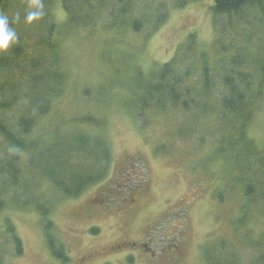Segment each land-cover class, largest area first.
Returning a JSON list of instances; mask_svg holds the SVG:
<instances>
[{
    "label": "rangeland",
    "instance_id": "rangeland-1",
    "mask_svg": "<svg viewBox=\"0 0 264 264\" xmlns=\"http://www.w3.org/2000/svg\"><path fill=\"white\" fill-rule=\"evenodd\" d=\"M185 1L135 0V14L143 21V28L135 32L116 19L121 5L117 0L101 1V5L98 0L96 6L88 7L90 13L82 7L78 22L71 24L60 0H54L61 77L49 69L53 60L39 41L38 24L41 21L44 34L50 19L26 24V0H7L2 6L0 13L10 19L17 13L21 16L13 25L17 43L0 55L11 63L7 70H0V84L6 85V96L12 95L14 91H8L12 88L18 98L4 113L5 123L17 130L21 115H36L35 101L31 104L27 99L32 97L31 65L40 59L41 72H46L42 87H57V91L50 96L53 100L46 113L36 117L32 137L52 142L75 132L89 136L92 153L81 154L84 159L78 163V156L74 157L68 167L83 180L94 182L78 198L58 192L47 178L37 186L30 174L52 169L55 150L51 146L49 153L46 148L43 165L35 166L23 155L18 164L29 171L30 187L11 189V204L0 212L5 264H259L258 257L264 253V174L260 164L247 173L242 161L238 168L228 163L237 161L233 156L243 152L245 145L235 152L226 147L228 134L234 133L220 116V100L212 99L210 114L161 107L156 99H150L148 106L141 102L145 86L175 55L181 67H192L189 86L200 74L202 51L210 57L214 75L220 68L223 56L214 46L227 40L216 37L223 31L220 24L230 25L213 18L211 0ZM241 30V39L230 40H240L242 64L250 68L257 85L256 64L264 59V33ZM192 33L196 35L193 50L187 51ZM18 48L23 50L19 57ZM215 87L220 88L219 83ZM191 95L196 99L194 92ZM252 116L243 131L264 150V96L253 104ZM2 141L1 160L5 158ZM224 147L228 155L223 156ZM246 185H254V192L248 195ZM13 196H19L18 200ZM7 226L21 239V255L16 254ZM129 240L148 242L155 257L139 250L128 252L127 246L112 248ZM113 251L116 254L111 255Z\"/></svg>",
    "mask_w": 264,
    "mask_h": 264
},
{
    "label": "trees",
    "instance_id": "trees-1",
    "mask_svg": "<svg viewBox=\"0 0 264 264\" xmlns=\"http://www.w3.org/2000/svg\"><path fill=\"white\" fill-rule=\"evenodd\" d=\"M6 1L7 0H0V10ZM96 1L98 0H60V3L63 11L67 14V18H70L71 21H69L71 24L72 22H78L79 12H81L80 10L82 7L85 9H88V7L92 8V6L97 5ZM101 1H103L104 4L107 0H99V5L102 4ZM117 1L121 5H119L115 12V15L117 14L116 19L119 17L120 20L123 21L122 26L125 29L139 32L143 28V21L140 15L135 14V0ZM178 1L182 3L183 0ZM186 1L184 4H186ZM211 1L213 18L217 21H224L223 23H228L230 25L228 26L226 24L225 26L224 24H220L223 31L216 37V40L219 41H222L223 38L227 40V42H221L214 46L217 47V51L223 56L220 68L218 71L216 70L217 74L214 75L215 72L210 69V57H207V52L202 51L200 54L202 60L199 70L200 74L197 75L196 80L189 86L188 83L190 80L188 78L192 67L188 66L187 69H185V66L181 67L182 63H179L181 60L175 55L169 62L160 67L161 69L154 80H152L149 85L147 84V86H145L142 97L144 99H142L141 102L144 106H148L150 104V99H156L161 107L169 105L179 106L184 112L190 113L194 109L201 112V114H210L213 111V107L210 106L212 99L217 98L220 100V116L227 120V127L232 125V129H230L229 132L232 131L234 133V135L232 133L228 134L226 147L228 150L230 149L231 152H235L240 148V145H245L243 152L233 156L237 161L229 159L228 163L231 165L232 163H235V167L238 168L239 161H242L244 167L243 171H247V173L252 171L254 165L260 164L261 172L264 174V150H259L254 144H252L246 133L243 131L246 123L252 120L253 104L264 96V59H260L256 64L257 69L259 67L260 78L258 79L259 82L257 85H255V76L250 73L251 71L249 67L242 64L241 52L240 49L238 50L240 40H230V37L239 39L241 37V29H246L248 31L252 30L253 35H259V32L264 33V0ZM42 2L44 4V11H46L43 18H46V20L49 18L51 23L45 25V31L44 34H42V23L40 21L37 27L39 28V41L44 51L50 53V60H53L49 69L53 70L57 76L60 75L61 77L63 71L58 68L59 55L55 49V40H58V37L57 25L54 22L52 14V4H54V0H42ZM89 9L88 12L90 13ZM98 10H101V7H98ZM81 16H83V13H81ZM83 17H87V14ZM261 26L262 28L260 29ZM255 27H258V29L255 30ZM225 33L228 35L225 36ZM195 36L194 33L189 35L190 43L185 50H193L192 42L196 39ZM21 49L22 48H18L16 51L17 57L23 55V50ZM184 55H186L185 51L184 54H182L181 59H183ZM243 55L246 56L247 54L245 55L243 53ZM8 61L9 59L5 57L0 59L1 71H5L7 70L6 68L11 66V63L8 64ZM41 65L42 61L40 59L33 60L31 65L32 75H30L31 77L29 78V82L32 86V97L29 96V99L27 100H30L31 104L35 101L36 115L34 113L31 114L32 112L21 115L18 120L17 130L8 126L5 123V117L3 116L5 112L10 111V109L14 107L18 99L17 93L10 88L8 91L14 92L12 95L6 96V85H4V83L0 84V138L1 141L3 139L2 145L5 144L3 152L5 153V158L12 151H15V154L8 161L4 160L5 158L2 160L0 158V179L3 177V182L0 184V212L9 208L11 204V200L8 197V192L11 189L20 186V189L26 191L28 187H30L27 179L29 171L23 170L22 166L18 164L23 155L30 158L35 166L43 165L46 164L42 163L43 159L46 157L44 154L46 148H48L47 150L49 153L51 151V146H53V149L55 150V153L54 151L52 152L54 153L53 155H49H52L51 162H53L54 165L52 169H39L35 170L33 175L32 173L30 174V179H32L37 186L41 184L43 179L47 178L50 179V183H53L58 192L78 198L85 193L86 188L93 182V180H83V177H81L79 173H72L71 169L68 167L71 159L73 160L74 157L78 156V163L79 160L84 159L86 153H92L88 149L89 144H91V141L88 138L89 136L75 132L65 136V139L63 140L61 139L59 141L57 138L52 142L47 137L40 136L38 139H33L32 137L36 117L42 116L46 113L49 101L53 100L52 97L50 99V96L57 91V87L52 89L42 87L44 77L46 78V72L45 74L41 72ZM257 74L259 76V73ZM217 83H219L220 88L216 90L215 85H217ZM7 85L11 87L10 84ZM193 92L196 95V99L191 95ZM243 122L245 123L242 125ZM238 127L239 132H237ZM102 145L101 142V146ZM226 147L221 149V155L223 156L225 154L228 155ZM81 154H83L84 157H81ZM244 177L245 176H243L242 180L245 179ZM246 187L248 188L247 194L249 195L254 192L256 184L255 187L254 185H246ZM18 197L19 196H13V199L17 201ZM44 214L45 211L43 212V215H41L42 221L45 219ZM7 227L9 233L12 235V240L15 243L13 245L16 247V254L21 255V239L16 236L14 232L12 233L13 229L11 227ZM48 241V243L53 244V241ZM1 251L0 264H5L3 261L4 259L2 260ZM61 252L62 253L59 255L64 258L65 261L66 258L64 257V252ZM258 260L259 264H264V253L258 257Z\"/></svg>",
    "mask_w": 264,
    "mask_h": 264
},
{
    "label": "clouds",
    "instance_id": "clouds-1",
    "mask_svg": "<svg viewBox=\"0 0 264 264\" xmlns=\"http://www.w3.org/2000/svg\"><path fill=\"white\" fill-rule=\"evenodd\" d=\"M42 0H27V10L23 21L28 25L39 22L44 16ZM21 19L19 13L14 18L5 13H0V55L6 54L17 43L19 37L13 25Z\"/></svg>",
    "mask_w": 264,
    "mask_h": 264
},
{
    "label": "flooded vegetation",
    "instance_id": "flooded-vegetation-1",
    "mask_svg": "<svg viewBox=\"0 0 264 264\" xmlns=\"http://www.w3.org/2000/svg\"><path fill=\"white\" fill-rule=\"evenodd\" d=\"M125 246L128 247V252H133L135 250H139V251H142L143 254H145L146 257L149 256L148 254H150V256L153 257V258L155 257V254H154L153 250L149 247L148 242H144V241L143 242L142 241L134 242L132 240L122 241L119 244H114L112 246V248L113 249L114 248H116V249H123ZM115 251H113V253L111 255L116 254ZM87 256H89V255H87Z\"/></svg>",
    "mask_w": 264,
    "mask_h": 264
}]
</instances>
